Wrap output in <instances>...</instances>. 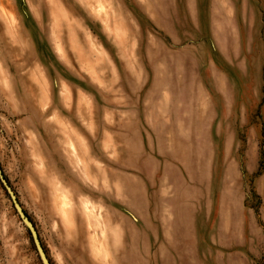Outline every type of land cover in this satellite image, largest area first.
<instances>
[{
  "label": "rangeland",
  "instance_id": "rangeland-1",
  "mask_svg": "<svg viewBox=\"0 0 264 264\" xmlns=\"http://www.w3.org/2000/svg\"><path fill=\"white\" fill-rule=\"evenodd\" d=\"M0 167L50 264H264V0H0Z\"/></svg>",
  "mask_w": 264,
  "mask_h": 264
},
{
  "label": "water",
  "instance_id": "water-1",
  "mask_svg": "<svg viewBox=\"0 0 264 264\" xmlns=\"http://www.w3.org/2000/svg\"><path fill=\"white\" fill-rule=\"evenodd\" d=\"M0 183H1L2 187L4 188V190L6 191L7 195L9 196L10 201H11L19 219L22 221V223L27 228V230L30 234V237L32 239V243H33L34 248H35V250L39 256L41 263L42 264H50L48 261V258L46 256V253L44 251V248L42 247V244L40 242V239L38 237V234L36 232L34 225L29 220L26 213L24 212L21 205L19 204L14 191L12 190L11 186L9 185L6 177L4 176V174L2 172L1 167H0Z\"/></svg>",
  "mask_w": 264,
  "mask_h": 264
},
{
  "label": "bare ground",
  "instance_id": "bare-ground-1",
  "mask_svg": "<svg viewBox=\"0 0 264 264\" xmlns=\"http://www.w3.org/2000/svg\"><path fill=\"white\" fill-rule=\"evenodd\" d=\"M87 209V208H86ZM88 213V212H87Z\"/></svg>",
  "mask_w": 264,
  "mask_h": 264
}]
</instances>
